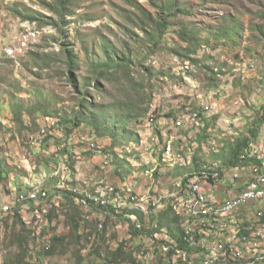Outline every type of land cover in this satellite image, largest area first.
I'll return each instance as SVG.
<instances>
[{
    "label": "rangeland",
    "instance_id": "obj_1",
    "mask_svg": "<svg viewBox=\"0 0 264 264\" xmlns=\"http://www.w3.org/2000/svg\"><path fill=\"white\" fill-rule=\"evenodd\" d=\"M263 103L264 0H67L63 8L54 0H0V163L8 173L0 181V202L29 184L40 189L51 177L46 157L63 153L73 167L67 164L70 184L80 189L92 187L88 181L101 183L95 186L100 191L138 182L156 200L175 195L181 178L215 169L223 173L216 181L194 180L207 197L218 198L226 190L210 187L230 171L229 151L248 139ZM201 104L208 110L186 120ZM256 130L250 157L257 153L263 161L264 126ZM169 141L172 156L165 155ZM66 182L65 175L59 178ZM56 192L65 193L55 189L53 206L0 220V264H132L116 253L125 248L121 240L141 242L138 248L151 247L153 238L171 242L165 234L149 237L156 216L144 219L142 212L133 238L125 203L123 213L112 208L120 221L98 209L107 218L96 236L98 211L85 215ZM263 202L225 219V231H216L214 240L240 232L242 222L252 226ZM177 211L181 218L189 214L178 203ZM193 214L199 216L198 208ZM138 248L132 258L142 264ZM257 248L255 256L264 254V239ZM183 256L187 264L201 260L197 253Z\"/></svg>",
    "mask_w": 264,
    "mask_h": 264
},
{
    "label": "built area",
    "instance_id": "obj_2",
    "mask_svg": "<svg viewBox=\"0 0 264 264\" xmlns=\"http://www.w3.org/2000/svg\"><path fill=\"white\" fill-rule=\"evenodd\" d=\"M201 109L191 111L186 120L194 121L200 118L201 113H205L208 110L206 105H200ZM182 121L177 120L176 126L182 127ZM91 149L94 148L93 143H89ZM165 155H174L173 148L171 146V142H167L165 147ZM180 155L182 158V154ZM104 166H108L109 163L103 161ZM51 177L45 178L40 185L39 190H35V195L21 196L18 194L14 195L8 201H4V199L0 202V214L1 213H11L12 215H27L29 209L32 208L33 205H36L39 202H51V206L55 204L52 200L51 195H55V188H59V178L64 175V172L67 167V162H65L64 158H60L54 163L50 168ZM232 174V178L234 181H237L244 172H248L251 175L249 182L245 188L240 190L238 194L235 196H231L229 198L216 200L211 197H207L206 194L203 193L201 189V185H196V197L203 198V208L205 209V216L203 217H195V214L188 220L185 227H182L185 231V235L192 236L197 234L199 237L198 245L204 250L202 252L204 256V260H211V263L222 262L226 264H264V258L262 256H255L253 254V245H263L264 239V204L259 209V212H256L255 217L253 218V225L247 226L245 232H234L228 236H221L219 240H214L219 237H215L216 231L220 232V230H225V219L233 218V215L236 213H248L250 208L256 202L264 201V164L261 166V174H258L259 168L257 166H253L252 169L236 168ZM217 177L215 175H207L206 181L213 180L216 181ZM52 182V190L48 193L46 186ZM188 182H194V178L190 179ZM185 183L184 182L180 189L178 190V196H176V202L170 204L174 207L175 212L178 215L177 211V203L179 200L185 199ZM47 184V185H46ZM101 184V183H96ZM85 188V191H90L92 197H95V186ZM76 188V184L74 185ZM103 189L108 193H124V194H136L131 188H124L120 185H105ZM53 191V193H52ZM144 196V205H140V211L144 215V219L148 218L151 215L157 214L159 211H152V204H150V197L153 195L146 193ZM75 203L81 207L84 214L87 215L96 210H86L82 207V204ZM264 203V202H263ZM115 207H122L124 205H120L117 202L111 204ZM166 206H161V210ZM99 229H103L104 221L107 218L99 211ZM243 215V214H241ZM48 215L45 214V217ZM113 221H120L118 217H109ZM118 219V220H117ZM240 220V219H238ZM241 221V220H240ZM126 223L131 227V230L141 231V227H133V222ZM132 239L130 237L121 240L124 242V246L128 247ZM168 248L173 249L171 246H162L163 250H168ZM175 252L186 253L182 250L173 249ZM137 259L144 260H153L154 256L153 252H146L143 256L137 257ZM203 260V264H204ZM135 264V259H134Z\"/></svg>",
    "mask_w": 264,
    "mask_h": 264
},
{
    "label": "trees",
    "instance_id": "obj_3",
    "mask_svg": "<svg viewBox=\"0 0 264 264\" xmlns=\"http://www.w3.org/2000/svg\"><path fill=\"white\" fill-rule=\"evenodd\" d=\"M54 1H55V3L58 4V8H63L65 6V3L67 2V0H54ZM159 31H160V29H159ZM66 59L68 60L69 64H73V58L72 57H70L68 55V57ZM108 64H112V61H109ZM263 126H264V103L260 107V112L257 114V116H255V120L253 121V127L251 129H249V131H248V136H249L248 139L239 140L238 142H236L231 147V149L229 151L228 158L226 160V162H227L226 163V169L227 170L231 171V170L236 169V168H239V169L243 168V170H245V169L251 168L253 166H257V168H259L257 173L258 174L262 173V171H261L262 159H259L258 157H250V154L252 152L250 148L252 147L251 146L252 145L251 140L255 139V137L257 135L256 129L261 128ZM89 148H90V146H89ZM52 155H49L48 157H46V160H45L46 164H47V166H49V168L51 167L50 165L56 163V161L60 158L66 159L68 163L70 162L69 161L70 157L68 156V153H63L60 155V157H58V155H55L54 158H56V159H54ZM180 158H181V156H180ZM70 166L72 167L71 164H70ZM218 173H219V176L223 175V173H221L219 170H218ZM7 174L8 173H6L3 170L1 163H0V181L5 179ZM189 179L190 178H185L183 181L187 182ZM19 189H22V188L19 187ZM22 191H24V189L20 190V192H22ZM18 193L19 192H17L16 194H18ZM64 197L66 198V200L73 203V205H77L75 203V201L71 198L70 195L64 194ZM78 207H80V206H78ZM14 216H20V215L15 214ZM153 216H156L155 220L157 221V226H156V228H153L151 231H148L149 237H153V235L156 233H158L160 235L165 234L164 236H167L171 241L170 243H168L169 245H167V243L157 241L154 238L152 239L153 242L151 243L150 248H152L153 254H155V260H154L153 264H187V262H185L183 259H182L183 261L177 260L176 262H173V257L182 258L181 254H178L173 249L182 250V251L186 252V255L188 253L190 256L197 253L200 255L201 260L198 259L196 261V263H194V264L203 263L202 252L204 250L200 247V244L199 245L194 244V243L199 242L200 236H198L197 234H194L191 238L190 236L185 235V231L182 228V227H185L184 224L182 223L184 219H182L179 215H177V213L175 212V209L172 205L169 204L168 206H166L164 209L160 210L156 215L154 214ZM49 217H51V216H49ZM246 227H247L246 224L244 225L243 222H242V224L240 223V227H239L240 232H245ZM93 231L94 232H92V233H94V235H96V236H99V234H97V233L103 232L102 229L98 228V223L93 227ZM138 233H139V231H137V230H131L130 231V234L133 238L138 237ZM80 236L82 237V235H80ZM55 240H57V238H54V241ZM20 244H22V239L20 241ZM163 245L164 246H171L173 249L168 248V250L165 251L162 249ZM133 248H134V246L132 247V245L128 246L127 248L126 247L124 248L123 246H121L120 248H118L116 253H118V255H119L118 257L125 255L128 258V260L133 259L132 264H134V259H135V264H141L140 262H136V258H132V253L134 252ZM136 248H138V247L135 246L134 249H136ZM142 264H144V263H142ZM215 264H224V263L218 262Z\"/></svg>",
    "mask_w": 264,
    "mask_h": 264
},
{
    "label": "bare ground",
    "instance_id": "obj_4",
    "mask_svg": "<svg viewBox=\"0 0 264 264\" xmlns=\"http://www.w3.org/2000/svg\"><path fill=\"white\" fill-rule=\"evenodd\" d=\"M166 156H168V155H166ZM169 156H172V155H169ZM251 157H258L259 159H261L260 156L257 155V153H254V155H252ZM178 159H180L179 155L176 156V160H178ZM65 162H67L66 159H65ZM69 163L67 162L68 165L71 164V163L70 164ZM106 163H108V162H106ZM262 164H264V160L262 161ZM205 170L201 171L198 174V176H196V175L189 176V177L185 176L182 179H180L179 182H178L177 187L173 186V189L176 190V194L175 195L170 194L169 198H167L166 196L157 197L156 195H154L156 200H153V199L150 198V204H152V211H159L161 209V206H163V204H166V201L169 202L171 199H175L176 200V196H178V190L180 189L181 185L184 183L183 180L185 178H190V179L194 178V179H196V177H199V178L202 177L201 179L206 181V177L205 176H207V175H215V174H216V177L218 178L219 173L214 172L215 169L210 170L209 173H207V170L206 171ZM64 175L66 176L67 182L66 183H59V188H55V189H60L62 191H65V193L56 192V194H58V195H64V194L66 195V194H68L74 200L78 199L76 202L78 204H82V207L85 208L86 210H95V208H96V210H98L99 208H101L100 211H103L104 214L107 215L108 217H113V213H114L112 211V208H115V206H112L111 204H114V202H117L119 204H122V203L124 204L125 203L126 205H129L128 217L131 218L130 222H133V227H141L142 226V223H141L142 220L138 219V215L141 212L140 211V205H144V196L143 195H138V194L132 195V194H129V195L122 196V195H120L118 193H108L105 190L104 191H100L99 189L98 190L95 189V197H92V194H91L90 191H85V189H83V188L82 189L77 188V187L74 188V186H72L70 184L71 178L73 176V172L65 171ZM188 181L185 183V199H182V200L178 201V207H180V208L186 207L187 211L189 212V214H185L182 217V219L186 218L187 220L190 219L194 215L193 214L194 207L198 208V211H199V216L198 217L205 216V209H202L203 208V198L202 197H196V185H200V182H198V180H194V182H188ZM35 190H39V189H36L35 185L29 184L28 185V189L24 190L22 192H19V195H21V196L35 195ZM41 206H43V208H49V207H51V202H39L36 205H33L32 208L34 209V212L37 213L38 210H39V207H41ZM49 211L50 210H48V212ZM120 212L123 213L124 212V208L121 209ZM115 214H116V216H114V217H117L118 213H115ZM10 215H12V214L11 213H1L0 214V220L2 218H4V217H8ZM225 222H227V221H225ZM98 228H99V224H98ZM140 243H138V244H140ZM135 244L132 245V247L134 246V248H135V246L138 245L137 243H135ZM149 247L148 246L139 247L138 251L136 252L137 257L143 256L144 253H146V252H153L152 248H149ZM253 249L257 250L258 249L257 245H253ZM177 253L181 254V257H182V259L184 261H187L184 258V256H183L184 253H182V252H177ZM262 255H264V254H262ZM262 258H264V257H262ZM141 260L143 261L144 264H153V260H144V259H141ZM210 262H211V260H209V261L207 260L206 264L210 263Z\"/></svg>",
    "mask_w": 264,
    "mask_h": 264
},
{
    "label": "crops",
    "instance_id": "obj_5",
    "mask_svg": "<svg viewBox=\"0 0 264 264\" xmlns=\"http://www.w3.org/2000/svg\"><path fill=\"white\" fill-rule=\"evenodd\" d=\"M235 170H231V171H229V172H227L226 174H225V176H224V178H223V182L222 183H220L219 182V185H214V186H212L211 184V187H210V189H219V187H223V189L224 190H226V192L225 193H227V194H225V195H221L220 197H214V199H216V200H221V199H225V198H229V197H231V196H235L236 194H238L239 192H240V190H242L243 188H245L246 186H247V184H248V182H249V179L251 178L250 177V173H248V172H245V173H242V175H240L241 177H240V180L238 181H232L231 179H233L232 177H231V175L233 174V172H234ZM248 173V174H247ZM229 174H231V175H229ZM15 178V177H14ZM74 179H75V181L74 182H76L77 183V185H80V186H82V184H80V183H82V182H84V180L82 179V177H81V175L79 174H76V173H74ZM16 180V179H15ZM116 182V181H115ZM88 183H90L91 185H94V184H96V183H91V181H88ZM123 184H124V182H122V183H119V185H121V186H123ZM126 184H130V186L132 185V188H131V190H133L135 193H138L139 195H143V194H145L146 192H150V190L151 189H138V182H134L133 184H131V183H128V182H126ZM126 184H124V185H126ZM47 185V184H46ZM13 186H14V183H13ZM16 186V185H15ZM49 186V185H48ZM22 187V186H21ZM50 188H52V187H50ZM220 188V189H221ZM155 189H152V191H154ZM168 190H170V189H168ZM156 192V191H155ZM157 193V192H156ZM162 194V193H161ZM211 198H213V197H211ZM228 227H231V226H227V228ZM220 231H225V230H220ZM228 232V231H227Z\"/></svg>",
    "mask_w": 264,
    "mask_h": 264
}]
</instances>
